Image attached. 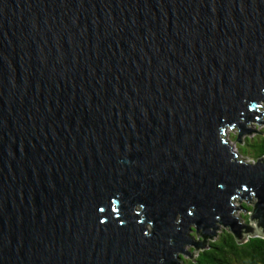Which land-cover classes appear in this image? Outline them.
I'll list each match as a JSON object with an SVG mask.
<instances>
[{
  "label": "water",
  "instance_id": "1",
  "mask_svg": "<svg viewBox=\"0 0 264 264\" xmlns=\"http://www.w3.org/2000/svg\"><path fill=\"white\" fill-rule=\"evenodd\" d=\"M257 108L264 0H0V264L264 239V156L225 136L263 130Z\"/></svg>",
  "mask_w": 264,
  "mask_h": 264
},
{
  "label": "trees",
  "instance_id": "2",
  "mask_svg": "<svg viewBox=\"0 0 264 264\" xmlns=\"http://www.w3.org/2000/svg\"><path fill=\"white\" fill-rule=\"evenodd\" d=\"M235 136L237 138V135ZM227 137L238 141V138L231 135ZM241 141L243 143L239 142L236 146V151L241 157L249 155L248 158L254 163L264 156V129L252 136L241 138ZM248 203V200H243L240 206L245 210H250L252 205ZM240 216L246 222L248 215L240 214ZM225 236L209 242L207 244L209 249H205L189 264H264V239L247 238L244 242L238 243L232 234L228 233Z\"/></svg>",
  "mask_w": 264,
  "mask_h": 264
},
{
  "label": "rangeland",
  "instance_id": "3",
  "mask_svg": "<svg viewBox=\"0 0 264 264\" xmlns=\"http://www.w3.org/2000/svg\"><path fill=\"white\" fill-rule=\"evenodd\" d=\"M257 109H258V112L260 113V119H261V122L264 124V109H262V108H257ZM248 129L253 130L250 134H256L257 132H259V131L262 130V129H252V128H248ZM230 135H231L232 137H235V138H236L235 135H237V133H235V132H231V131H226L225 136L227 137V136H230ZM227 138H229V141H230L229 144H230V146H231L234 150H236V146H237V144H239V142H238V141L236 142V140L231 139V137H227ZM230 139H231V140H230ZM236 139H237V138H236ZM240 143H243V141H241V139H240ZM248 156H249V155H246V156H244V157H241V158H240L241 161L244 162V163H248V164L253 163L252 159L248 158ZM241 204H242V203L234 204V205H236V206H240ZM251 205H252V203L250 204V206H251ZM240 214H246V215H248L246 212L244 213V212H241V211H240ZM245 218H246V217H245ZM246 221H247V220H246ZM228 233H230V232H229L226 228L220 226V227H218V229H217L215 235L211 238V240H210L209 242H213V241L216 240V239H220L221 236H225V235L228 234ZM230 234H231V233H230ZM225 237H226V236H225ZM247 237H248V236H246V237L244 238V240H242V242H244V241L247 239ZM209 242H208V243H209ZM208 243H207V244H208ZM201 252H203V249H202L200 252L194 254L192 258H187V257H186L185 255H183L182 253H178L177 256L180 257V260L182 261V264H189V262H190L191 260H195Z\"/></svg>",
  "mask_w": 264,
  "mask_h": 264
},
{
  "label": "flooded vegetation",
  "instance_id": "4",
  "mask_svg": "<svg viewBox=\"0 0 264 264\" xmlns=\"http://www.w3.org/2000/svg\"><path fill=\"white\" fill-rule=\"evenodd\" d=\"M193 231V230H192ZM195 231V230H194Z\"/></svg>",
  "mask_w": 264,
  "mask_h": 264
}]
</instances>
